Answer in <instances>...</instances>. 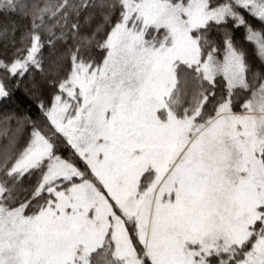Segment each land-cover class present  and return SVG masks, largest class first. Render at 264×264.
<instances>
[{"label":"snow or ice","instance_id":"6c2138e0","mask_svg":"<svg viewBox=\"0 0 264 264\" xmlns=\"http://www.w3.org/2000/svg\"><path fill=\"white\" fill-rule=\"evenodd\" d=\"M0 264H264V0H0Z\"/></svg>","mask_w":264,"mask_h":264}]
</instances>
